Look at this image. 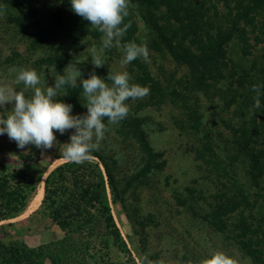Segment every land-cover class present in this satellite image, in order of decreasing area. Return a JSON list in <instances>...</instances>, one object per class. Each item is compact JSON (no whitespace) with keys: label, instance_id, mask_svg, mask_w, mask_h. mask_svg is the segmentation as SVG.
<instances>
[{"label":"rangeland","instance_id":"374dc122","mask_svg":"<svg viewBox=\"0 0 264 264\" xmlns=\"http://www.w3.org/2000/svg\"><path fill=\"white\" fill-rule=\"evenodd\" d=\"M56 4H63L62 0H57ZM54 5L53 0H0V80L13 83L15 73L10 70L23 67L37 72L41 86L45 82L53 86L56 73L64 74L63 70L69 63L80 67L84 79L98 69L101 70L98 75L101 78L107 77L103 75L104 72H128V65L122 64L123 49L116 46L105 49L104 66L94 68L91 64V49L96 48L99 52L102 34L98 38L85 36L82 41L74 42L65 33L54 30L51 22ZM147 32V27L139 24L140 42ZM77 43L82 46L77 48ZM228 52L248 69L254 58L264 54V45H258L251 56L242 58L239 42L233 39L228 45ZM146 64L164 86L169 79L173 83L171 78H178L185 70L177 67L169 57L151 51ZM248 82L245 86L249 85ZM14 86L17 90H23L22 84ZM220 89L218 93L198 95L201 126L197 134L184 126V112L179 106L170 102L160 103L159 106L148 105L147 96L137 99L135 104L133 102V107L139 103L138 107L143 108L134 113L136 120L130 123L131 126L125 127L121 122L108 125L107 119L104 120L109 130L100 141L98 150L93 152L114 161L112 172L119 182L124 206L111 203L110 209L125 243V250L118 251L111 246L106 249V236L94 238L90 246L94 248L92 252L96 253L95 261L92 259L86 264H140L144 256L154 264H175L181 259L198 260L213 250L233 255L239 260L236 264H253L228 239L230 235L238 233L234 226L240 223L246 211L242 212L238 208L227 214L231 209L223 206L220 212L222 222L208 223L215 224L213 228L225 224L224 232L212 230L205 223L210 213L218 208V200L214 201L210 197L220 189L219 185L225 184L227 188L233 189L234 180L236 184L264 195V158L262 169L256 174L258 187L255 188L246 173L249 165L246 155L234 153L232 132L227 126L234 106H224L222 94L225 85H220ZM82 93L80 86L67 87L59 91L60 97L57 99L73 106L72 115L84 114L86 109L82 106ZM26 94L30 95L31 91ZM7 107L11 108L10 105ZM71 133L72 130L66 131L64 135L54 133L57 144L48 150L37 149L34 145L19 149L6 134L0 135V163L9 171L23 169L34 178L38 189L43 185L46 175L66 161L62 158L61 144L68 142ZM139 133L154 157L145 155ZM202 143H210L227 177H220L223 174L219 172L218 179L216 168L211 169L212 164L196 157V151ZM232 157L237 160L231 162ZM231 196L228 194V199ZM30 202L21 216L0 223V240L4 243H22L29 248L63 240L64 231L40 207L41 200L31 208ZM105 250L108 257L104 255ZM45 264L50 263L46 261Z\"/></svg>","mask_w":264,"mask_h":264},{"label":"trees","instance_id":"16d2710c","mask_svg":"<svg viewBox=\"0 0 264 264\" xmlns=\"http://www.w3.org/2000/svg\"><path fill=\"white\" fill-rule=\"evenodd\" d=\"M53 1L51 22L54 30L65 33L74 42L82 41L85 36H101L72 12L69 0H62L60 5L56 4L57 0ZM128 12L124 24L129 27L120 43L146 44L149 52L169 57L177 67L185 69L178 78H171L173 83L169 79L164 86L146 62L138 58L127 64L130 82L150 89L146 95L148 105L170 102L179 106L184 112V126L193 134L200 133L201 126L198 95L218 93L220 85H225L224 106H234L227 123L232 132L234 153L246 155L249 164L246 173L251 184L258 187L256 174L260 173L264 158V54L254 58L247 69L243 62L229 55L228 45L237 39L242 58L251 56L258 45H264V0H129ZM139 24L148 29L142 42L138 38ZM76 46L82 45L77 43ZM100 71L95 73L99 75ZM103 75L107 76L105 72ZM247 81L249 85L245 86ZM254 86L259 87V93L252 90ZM135 101L137 99L126 101L129 112L121 121L125 127L132 125L130 123L136 120L134 113L143 108L138 107L139 103L133 107ZM141 140L145 155L154 157L144 137L141 136ZM92 156L93 159L79 164L64 161L43 180L40 207L64 231L65 238L34 248L0 240V264H45L46 261L50 264H86L89 260L95 261L91 241L105 236L106 249L111 246L118 251L125 250L110 209L111 203H123L119 182L112 172L114 161L97 152ZM196 157L212 164L210 168H216L218 179L227 177L210 143H202ZM235 160V157L231 158V162ZM232 184L233 189L219 185L220 189L210 197L218 200L219 205L205 223L212 230L224 232L225 224L213 228L215 224L208 223L222 222L223 206L231 209L227 214L238 208L246 211L240 223L234 226L238 233L228 239L253 264H264V195L236 184L234 180ZM36 189L34 178L24 170L9 171L0 163V223L20 216L35 196ZM228 194L232 195L231 199ZM104 255L108 257L107 250ZM228 256L236 263L239 261L233 255Z\"/></svg>","mask_w":264,"mask_h":264},{"label":"clouds","instance_id":"9594fccd","mask_svg":"<svg viewBox=\"0 0 264 264\" xmlns=\"http://www.w3.org/2000/svg\"><path fill=\"white\" fill-rule=\"evenodd\" d=\"M71 10L94 29L102 34V47L97 51L92 48L91 64L94 68L104 66L103 53L113 46L122 47V64L142 58L149 61V50L146 44L128 42L121 44L129 25L124 19L129 15V0H69ZM115 42V45H114ZM15 73L13 83L0 80V135H7L19 149L34 145L37 149H52L57 144L54 133L64 135L72 130L68 142L61 144L62 158L69 162L82 163L94 157L92 152L98 150L99 143L105 137L108 125L119 124L129 112L126 103L129 99H140L149 94L150 89L131 83L128 72L107 73L101 78L95 71L84 79L80 67L69 63L57 74L54 85L45 82L41 86V78L34 69L12 68ZM55 71V69H54ZM23 85V90H17L14 85ZM83 89L82 106L84 114L72 115L73 106L59 101V91L67 87ZM31 94H26L28 91ZM253 91L259 93V87ZM11 106L9 109L7 106ZM140 264H154L144 256ZM175 264H236L222 251L213 250L198 260H177Z\"/></svg>","mask_w":264,"mask_h":264},{"label":"bare ground","instance_id":"6f19581e","mask_svg":"<svg viewBox=\"0 0 264 264\" xmlns=\"http://www.w3.org/2000/svg\"><path fill=\"white\" fill-rule=\"evenodd\" d=\"M42 195H43V189H42V186H39L38 189H37V192L35 194V196L32 198L31 202H30V207H33L35 204H37L38 202H40L41 198H42ZM28 214V213H27Z\"/></svg>","mask_w":264,"mask_h":264},{"label":"crops","instance_id":"0c3cea01","mask_svg":"<svg viewBox=\"0 0 264 264\" xmlns=\"http://www.w3.org/2000/svg\"><path fill=\"white\" fill-rule=\"evenodd\" d=\"M22 170H23V169H22ZM22 214H23V213H22ZM22 214H21V215H22ZM21 215H20V216H21ZM18 217H19V216H18ZM18 217H16V218H18ZM14 219H15V218H14ZM11 220H13V219H11ZM9 221H10V220H9Z\"/></svg>","mask_w":264,"mask_h":264}]
</instances>
